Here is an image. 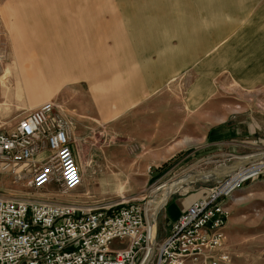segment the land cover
I'll use <instances>...</instances> for the list:
<instances>
[{
    "label": "rangeland",
    "instance_id": "rangeland-1",
    "mask_svg": "<svg viewBox=\"0 0 264 264\" xmlns=\"http://www.w3.org/2000/svg\"><path fill=\"white\" fill-rule=\"evenodd\" d=\"M219 1L0 0V133L15 128L29 110L56 99L57 112L65 119L71 147L83 174V184L77 192L81 199L92 207L106 203L143 201L148 205L149 214L156 217L158 242L169 234L181 210L190 201L206 195L208 189L217 182L197 181L185 185L158 210L166 194V184L173 183L189 172L208 171L246 156L260 155L253 160L255 162L245 165V168H254L226 198L230 215L225 225L226 239L222 251L228 255V259L221 264H264V158H261L264 157V88L248 89L232 77L235 76L233 72L238 74L243 71L249 73L257 70L258 74H264V0H252L253 3L258 1V5L254 6V10L250 7L246 10L244 22L234 33L235 42L221 45V49L226 52L220 53L214 67L212 53H205L196 66L192 65L193 68L178 75L164 88L169 90L174 106L180 108L181 103L184 105L181 113L187 114L189 120L181 122L178 135L160 147L163 154L153 153L151 145L142 146L148 145L142 142L149 137L147 126L141 135V145L138 146L136 138L117 135L114 130L116 119L106 121L90 113V97L101 98L105 102L109 99L108 89L113 86L112 93L117 90L115 77L125 82L124 74L115 72L120 67L125 68L124 59L121 55L116 57V53H186L195 50L197 42L210 38L212 20L215 19L219 24L232 21L226 16L231 11L221 9ZM21 16L30 19L18 23ZM206 21L208 28L203 25ZM59 25L67 35V31L70 34L77 33V45L84 44V48L88 47L90 51L78 53L80 56L77 53H52V41ZM13 26L18 31L17 37H23L22 29L35 31L36 41L29 43H42L47 50L45 55L35 51L37 46L28 53L20 51V60L23 61L19 66L25 68L20 74L22 78L29 79L28 85L22 86L21 96L14 92L18 70L15 62L18 57L14 51L15 40L11 36ZM38 34L43 36L42 40ZM80 34L86 38H81ZM230 43L235 44V47H228ZM25 44L21 41L18 47H24ZM100 53L108 54L116 61L113 68L111 64L107 66V71H110L103 77L90 73L72 80L64 73L65 77L57 89L42 92L35 103L28 100L26 92H29V88L46 87L50 84L49 79L56 76L53 72L57 74V68L62 69L65 65L67 68L64 63L73 65L72 61L83 60L85 55L86 67L96 70L98 65L93 63L91 57ZM35 58L40 60L38 66L30 63ZM129 60L131 57L125 58V62ZM139 61L141 65L145 63L142 57ZM259 61L260 68L257 64ZM8 68H11V75L4 86L2 77ZM217 68L228 72L221 71L216 76L217 90L212 95L214 71ZM194 69L201 74L197 79ZM251 75L256 76L255 73ZM91 77L94 81H91ZM197 82L205 90H210V95L204 97L202 121H193L195 109L187 101L189 88ZM186 95L188 99H185ZM213 103L219 107L216 116L212 114V110L217 109V106L213 108ZM143 104L140 103L138 107ZM113 109L116 117L115 114L120 111L116 107ZM100 110L103 113L104 105L100 106ZM75 121L79 125L77 130H70ZM252 121L257 127L251 129ZM226 125L233 129L223 139L227 141L201 147L203 142L208 141L205 136L211 129ZM70 131L80 137L78 144L71 139ZM220 149L222 152H219ZM167 150L170 152L166 154ZM123 151L131 152L121 153ZM31 176L32 171L25 172L21 166L16 167V171L0 169V193L20 196L28 189ZM53 188L57 190V186ZM68 198L73 199L72 196Z\"/></svg>",
    "mask_w": 264,
    "mask_h": 264
},
{
    "label": "built area",
    "instance_id": "built-area-1",
    "mask_svg": "<svg viewBox=\"0 0 264 264\" xmlns=\"http://www.w3.org/2000/svg\"><path fill=\"white\" fill-rule=\"evenodd\" d=\"M57 107L56 99L49 100L0 133V169L32 171L20 196L0 193V264H221L228 259L222 251L230 215L226 198L254 167L208 181L217 184L191 201L158 242L156 217L143 201L92 207L81 199L83 174Z\"/></svg>",
    "mask_w": 264,
    "mask_h": 264
},
{
    "label": "crops",
    "instance_id": "crops-1",
    "mask_svg": "<svg viewBox=\"0 0 264 264\" xmlns=\"http://www.w3.org/2000/svg\"><path fill=\"white\" fill-rule=\"evenodd\" d=\"M219 2L220 4H222L221 9H228L229 11H231L230 15H226V16H229V19H231L232 21L230 23L228 21V22L219 24L215 21V19L212 20L213 24L211 23V25L213 26L211 28L212 31H211L210 38L203 39L202 42H197L196 49L193 51L186 52V53H167V52L166 53H120V54L116 53L115 54L116 57H120L121 55V57L124 59L125 68H123L124 66L122 68L120 67V69L115 70V72L116 73L120 72V74L122 75L124 74L123 80L125 82H122L119 79H117V77H115L114 83H116L117 90L115 93H112L111 88H113V86H111L108 89V95H107V98L109 99L105 102L101 98L100 100L97 98L92 99L90 97L89 100H91V104H92V107H90V113L93 115H97L98 117L103 118L106 121L116 119L114 130L116 131L117 135L122 136V137L136 138L138 146L141 145V135L143 131L145 130V126H147V128L150 130L149 137L145 141H142V142H145L148 145H142V146L151 145L153 147V150H152L153 153L161 152L160 147L166 144V141L167 140L169 141L173 136L174 137L175 135L177 136L178 135L177 132L181 131V128L179 127L181 126L180 123L183 121L185 123L189 120V118L187 117V114L181 113L182 112L181 110L183 108L182 106L184 105L181 103V106H179L180 108H177L176 105L174 106L173 105L174 103L170 97L169 90H165L164 88L167 85H169L171 81L176 79L178 75L182 74L189 68H193L192 65L196 66L199 59L203 57L205 53H212L211 54L213 57L212 65L214 67L215 62L217 61L216 59H219L220 57V53L226 52L223 49H221V45L225 42H235L234 33L236 32V28L240 27L241 24L244 22L246 10L249 7L251 10H254V6L258 5V1L253 3L252 0H220ZM17 4L20 5L19 3ZM21 6H24V5H21ZM21 8H24V7H21ZM236 10H237V13H236ZM26 14L29 15V13H26ZM23 19L24 21H29L30 18H23L21 16V18L18 19V23H20L19 21H23ZM203 25L208 28L209 27L208 21H206V23H204ZM21 31H22L23 37H17L18 31L16 30L15 26L11 28V36L15 40V43H14L15 53H20V51L22 50L28 53V51L34 50V47L36 46H37L36 47L37 49H35V51L39 53H45L47 51L45 50L46 48H44V44L42 43L41 44H38L37 42H35V44L29 43L32 41H36L37 35L35 31L32 32V31H29V29H26V30L22 29ZM56 31H57L56 32L57 34L54 35V39L52 41L53 43L52 50H54L52 51V53H80V52L81 53L83 52L84 54L88 53L89 49L88 47L87 49L84 48L85 47L84 44H83L84 46L82 44L77 45L76 40H74V38H76L75 34H70L67 31L68 36L67 38H65V35L67 34L65 33L64 28L62 29L60 25L58 26ZM40 34H38V36ZM69 36H72V38ZM40 37L42 40L43 36L40 35ZM82 37L83 36H81V38ZM69 38H70L69 42H66L68 41L67 39ZM21 41H23L24 43L26 42V44L24 45L25 48L23 46L21 48L18 47ZM65 43H67V45ZM233 46L235 47V44L233 43H230V45H228V47H233ZM79 47L82 48L81 51ZM26 53H25V56H27ZM84 57H83V60L81 59L76 62L72 61V63L74 64L67 66L66 68L68 69L67 72H66L65 67L64 69L62 68L63 69L62 72H60L61 69L59 68V72L57 70L58 78L60 77L61 73L62 75H64V73L69 74L68 73L69 71L71 73L69 74V76L71 78L73 77L72 80H74L75 78L80 79L82 75L86 77V75L88 74L90 75V73L94 74L95 76L98 75L100 77L101 76L103 77L105 74H107L110 71V70L107 71L108 70L107 66L111 64L113 68V65H114L113 63L116 62V61H113L112 56H109L108 54L104 55L100 53L98 55H95V57H91L92 59H94L93 63L96 62L99 68V69L97 68L96 70H92L86 67V64L84 63ZM126 57L128 58L131 57V60H129V62L128 61L125 62ZM140 57L145 59V63H143L142 65L140 64V61H139ZM89 62H91L90 59H89ZM257 64H259L258 68H260V61L257 62ZM127 66L128 68H126ZM127 69H130V70L128 71ZM246 69L247 68H244V70ZM194 71L196 73L195 78L197 79V77H199L201 74L198 73V71H196L195 69ZM221 71L228 72V70H224L222 68L221 69L217 68L214 71L215 74L213 77V87H212V93H211L212 95L216 94L215 91L217 90V88L215 85V80H216V76L219 73H221ZM247 72L248 71L239 72L240 74L233 72L235 76H232L231 74L230 75L235 80H237L239 83H241L242 86L248 89H251L254 87L264 88V81H263L264 74L263 73L258 74L257 70L249 72V73ZM254 73L256 74V76L251 75ZM126 75H129V76H126ZM57 76L55 78L53 76V78L50 81V84H48L46 87H40L38 89V87L36 86V89L34 90H31L29 88V92H26L28 100L35 103V101L40 98L39 96L40 94H42V92L45 93L46 91H49L53 88L57 89L59 84L63 81V78L65 77V76H62L60 77L61 79L60 78L57 79ZM90 79L91 81H94L93 77H91ZM161 89H164V90L159 91ZM189 89H190L189 90L190 100L188 99V95H186L185 99H188L187 101L189 105L195 109V112H193V121L194 120L202 121L203 120L204 97L210 95V93H208L210 90H205V87H203L198 82ZM103 97L106 98L105 95H103ZM110 98H114V99H110ZM140 103H144V104L138 107ZM103 105H104V111L102 113L100 110V106H103ZM212 106L213 108L217 106V109L215 108L212 110L213 116L214 115L216 116V114L219 111L218 109L219 107L218 105H214V103ZM113 107H116L120 111V113L115 114L116 117L113 115L114 114ZM183 111L186 112V110H183ZM147 118H150V121H147ZM76 123L77 121L74 122L70 130H72V128L77 130L79 125ZM253 126L255 127L256 125L252 121L251 129L254 128ZM176 128H178V130ZM173 131H175L176 133H173ZM232 131L233 129H231L229 125H226L224 127L219 126V127H215L211 129V131H209L207 135L205 136V138H207L208 141H205V143L203 142L201 147L203 148V147L213 146L216 143L227 141L223 139L226 136H229L227 134H230ZM70 134H71L70 135L71 139H73L78 144V142L80 141V137H78L76 133L74 134L72 131H70ZM234 150H235V147H234ZM85 152L87 151L85 150ZM130 152L123 151L121 153H130ZM169 152L170 150L165 151L166 154ZM219 152H222V149H220ZM161 153L163 154V152ZM179 215L180 214H178L177 218L179 217Z\"/></svg>",
    "mask_w": 264,
    "mask_h": 264
},
{
    "label": "bare ground",
    "instance_id": "bare-ground-1",
    "mask_svg": "<svg viewBox=\"0 0 264 264\" xmlns=\"http://www.w3.org/2000/svg\"><path fill=\"white\" fill-rule=\"evenodd\" d=\"M51 18V17H50ZM53 22V21H52ZM62 27V26H61ZM77 30V29H76ZM83 31V30H82ZM85 31V30H84ZM83 31V32H84ZM80 32V31H79ZM48 33V32H47ZM63 33V32H62ZM70 33V32H69ZM86 33V32H85ZM84 34V33H83ZM82 34V36L84 37L85 35H83ZM76 35H77V33H76ZM79 35V34H78ZM81 35V34H80ZM87 36H88V34H86ZM68 36V35H67ZM69 37H72V36H69ZM76 37V36H75ZM89 37V36H88ZM65 38H67V37H65ZM84 38H86V37H84ZM88 39V38H87ZM68 41L67 42H69V40H70V38L69 39H67ZM74 40H75V38H74ZM89 40V39H88ZM65 42V41H64ZM63 42V43H64ZM74 43V42H73ZM58 44V43H57ZM60 44V43H59ZM65 44H67V43H65ZM74 45H76V44H74ZM58 46V45H57ZM65 46V45H64ZM67 47V46H66ZM65 47V48H66ZM64 48V49H65ZM80 48V47H79ZM82 49V48H81ZM81 49H80V51H81ZM54 51V50H53ZM75 51V50H74ZM88 51H90V50H88ZM64 52H65V50H64ZM81 53V52H80ZM83 53V52H82ZM39 54H41V53H39ZM46 53H44V55H45ZM65 54V53H64ZM78 54V53H77ZM55 54H53V56H54ZM79 56H80V54H78ZM84 55V54H83ZM50 56V55H49ZM17 57H18V61L17 62H15V64H16V66H15V68H16V83H15V93L16 94H18L19 96H21L22 94H23V89H24V87H22L23 86V84H26V85H28V80L29 79H27V77H23L22 78V74H20V72H21V70H25V68L24 67H20L19 65H20V62H22L21 60H20V58H22V54L21 53H17ZM84 57V56H83ZM81 58V57H80ZM57 59V58H56ZM26 60H27V58H26ZM55 60V59H54ZM70 60V62H71V59H69ZM68 60V61H69ZM40 63V60H37L36 58H35V60L34 61H32V62H30L31 64H33V65H36V66H38L37 65V63ZM67 62V61H66ZM14 63V62H13ZM49 63V62H48ZM63 63V62H62ZM115 63V62H114ZM113 63V64H114ZM64 64H67V66H68V63H64ZM57 65H58V63H57ZM70 65V64H69ZM32 66V65H31ZM18 67V68H17ZM48 67H49V65H48ZM55 67H57V66H55ZM59 67V66H58ZM61 67H63V66H61ZM51 68V66L49 67V69ZM69 68V67H68ZM58 69V72H59V68H57ZM63 69H64V67H63ZM65 69H66V65H65ZM52 70H54L53 68H52ZM67 70L68 69H66V72H67ZM65 71V70H64ZM50 72L52 73V71L50 70ZM60 72H62V69H61V71ZM69 74H71L70 73V71L68 72ZM53 74L55 75L56 73L55 72H53ZM69 74H67V75H69ZM11 75V68H8L7 69V71L4 73V75H3V77H2V83H3V85L4 86H6V80L9 78V76ZM58 74H56V76H57ZM59 75H60V73H59ZM61 75H62V73H61ZM53 76V75H52ZM56 76H54V78L56 77ZM65 76V75H64ZM83 77H84V75H82ZM81 76V77H82ZM67 77V76H66ZM15 78V77H14ZM69 78V77H68ZM73 78V77H72ZM57 79H59L58 78V76H57ZM61 79V78H60ZM77 78H75L74 80H76ZM38 80H40V78L38 79ZM50 81H51V78L49 79ZM66 80V79H65ZM49 81V82H50ZM54 81H56V80H54ZM59 81V80H58ZM62 81V80H61ZM68 81H69V79H68ZM36 81L34 80V83H35ZM55 83V82H54ZM29 88V87H28ZM11 90V92H13L12 91V89H10ZM258 156H260V155H258ZM258 156H246V157H243L242 159L244 160V161H251V162H255V161H253L254 159H257L258 158ZM244 168H245V165L243 164V165H241V167H239V169L237 170V171H235L236 173L237 172H239V171H243L244 170ZM234 172V173H235ZM192 172H189V173H187V174H185L184 176H182L181 178H179L178 180H176V181H174L173 183H171V184H166L165 186H167L166 187V194H165V197H164V199H163V201H162V203L159 205V207H157L158 208V210L165 204V202L168 200V198L170 197V195L172 194V193H174V192H176V191H178V190H180L181 188H183L185 185H186V183L188 182V181H190V179H193V182H197V181H204V182H208L209 181V179H210V177H211V173L210 172H201V171H196V174H191ZM193 176V177H192Z\"/></svg>",
    "mask_w": 264,
    "mask_h": 264
},
{
    "label": "water",
    "instance_id": "water-1",
    "mask_svg": "<svg viewBox=\"0 0 264 264\" xmlns=\"http://www.w3.org/2000/svg\"><path fill=\"white\" fill-rule=\"evenodd\" d=\"M258 157H260V156H258ZM261 158H264V157H261ZM249 163H251V161H244L241 158L239 160L234 161L231 164L220 166V167H216V168H212V169H209L208 171H201V172H210L211 173L210 174L211 177H210L209 181H219V180L225 178L226 176H229V175L233 174L235 171H237L239 169V167H241V165H243V164L244 165H249ZM191 174H196V172H192ZM191 182H193V179H190V181H188L186 184H189ZM174 193H172L170 195L168 200L173 197ZM168 200L165 202V204L168 202Z\"/></svg>",
    "mask_w": 264,
    "mask_h": 264
}]
</instances>
